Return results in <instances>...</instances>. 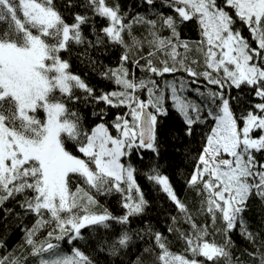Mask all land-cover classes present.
<instances>
[{
  "label": "snow or ice",
  "instance_id": "snow-or-ice-1",
  "mask_svg": "<svg viewBox=\"0 0 264 264\" xmlns=\"http://www.w3.org/2000/svg\"><path fill=\"white\" fill-rule=\"evenodd\" d=\"M143 4L129 16L118 0H0V211L12 213L3 207L12 202L34 217L24 231L36 264H98L80 248L60 250L65 237L84 240L85 229L98 234L94 250L114 259L142 242L131 264H264V230L244 215L250 199L264 204V0ZM188 23L197 41L182 38ZM114 46L123 50L114 67L91 55ZM73 56L113 89L98 92L72 72ZM243 88L259 102L237 111L231 91ZM81 101L103 105L91 127L75 110ZM108 108L124 111L107 121ZM169 109L201 146L186 180L191 206L158 164L143 173L178 213L159 231L143 219L149 201L128 161L159 159ZM113 194L120 215L97 199ZM233 232L249 247L238 249ZM0 264L22 262L6 255Z\"/></svg>",
  "mask_w": 264,
  "mask_h": 264
},
{
  "label": "trees",
  "instance_id": "trees-1",
  "mask_svg": "<svg viewBox=\"0 0 264 264\" xmlns=\"http://www.w3.org/2000/svg\"><path fill=\"white\" fill-rule=\"evenodd\" d=\"M122 9L129 14V16L140 12L144 13L145 6L143 0H118ZM100 21V24H103ZM240 28L243 36L248 37L251 42V37L246 28L243 25H237ZM87 34V33H86ZM181 36L184 39L190 41H197L199 39V33L197 26L194 23H188L183 26L181 30ZM255 47V43L252 44ZM80 51L79 48L76 49ZM123 54V50L119 47H111L104 50L93 51L91 55L94 59L102 62L103 65L114 67L119 62L120 55ZM70 63L72 65L71 71L77 75H80L90 84L91 87L103 91H110L113 89V84L109 81L102 79L98 71L93 66L87 63L86 60L76 59L75 56L70 57ZM131 70V66H129ZM137 77L141 73L137 70ZM181 74H177L179 76ZM171 79V77H166ZM204 86V82L201 81V87ZM214 87V86H211ZM231 95L238 97L235 101V107L237 111H241L245 106L259 102L256 100L250 89L243 88L242 90L232 89ZM143 98V97H142ZM99 107L103 105H93L91 102H79L76 109L85 124L86 127H91L99 122V117L93 115V112L97 111ZM124 109H106V120L111 121L117 112H123ZM160 157L158 160L151 158V153H146L143 161L137 159L133 155L129 159L137 170V182L144 192L145 198L149 201V206L146 209V215L143 219L149 223L154 230L164 231L170 223V217L178 215L175 206L162 193L158 186L150 183L144 178L143 173L150 171V166L158 164L164 174H167L176 190L177 195L187 202L190 206L193 203V192L187 186V177L193 171V165L195 158L200 152L201 140L197 137H186L184 135V124L181 117L175 112L169 109V115L161 118L160 125ZM79 155V153H76ZM258 159H264V157L258 156ZM97 199L100 203L107 207L113 214L120 215L123 209L119 205V194H113L110 196H98ZM4 208H12L13 212L7 216H4L0 211V240H2L4 247L0 248V256L11 255L20 259L22 264H25L24 258L27 257V264H36L35 258L29 256L31 251L30 247L25 244V229L31 227L34 222V217L31 215H23L22 210L14 206L12 202L6 203ZM16 213H21L17 216ZM245 219L248 221L253 229L264 230V204L256 198H252L249 201V210L244 214ZM198 222L206 220V217H198ZM139 222L133 224V227H141ZM85 236L84 240L67 242V237L64 240L59 241L60 250L64 253L71 254L73 248H80L81 250L93 255L98 261V264H119L120 260L124 261V264H131L135 259V256L139 252V247L143 246L142 242L137 241V247H133L127 255H123L119 258L107 257L105 253H101L94 250V238L98 237L97 233H93L88 229L82 230ZM46 233H42V236ZM232 239L235 242L238 249L249 247L246 241L243 240L237 233L233 232ZM171 239V237H170ZM217 242H222L220 236L216 237ZM54 243L56 241H53ZM180 244L176 243L173 246V251H180Z\"/></svg>",
  "mask_w": 264,
  "mask_h": 264
}]
</instances>
